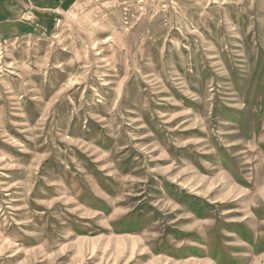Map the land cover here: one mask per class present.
<instances>
[{"label": "rangeland", "instance_id": "rangeland-1", "mask_svg": "<svg viewBox=\"0 0 264 264\" xmlns=\"http://www.w3.org/2000/svg\"><path fill=\"white\" fill-rule=\"evenodd\" d=\"M61 19L0 41V264H250L264 0H77Z\"/></svg>", "mask_w": 264, "mask_h": 264}, {"label": "crops", "instance_id": "crops-1", "mask_svg": "<svg viewBox=\"0 0 264 264\" xmlns=\"http://www.w3.org/2000/svg\"><path fill=\"white\" fill-rule=\"evenodd\" d=\"M76 2L77 0H0V41L34 35L48 36L57 30L55 19L67 16ZM259 142L260 150H262L264 140L259 139ZM262 153L264 154V151ZM258 207L253 211L255 214L264 205ZM259 227L256 224L254 230L250 227L245 229L246 235L247 232L253 234V241L246 238L241 240L245 248H249V255L252 258L250 264H264L263 250L252 253L254 242L264 233V230H260Z\"/></svg>", "mask_w": 264, "mask_h": 264}, {"label": "built area", "instance_id": "built-area-1", "mask_svg": "<svg viewBox=\"0 0 264 264\" xmlns=\"http://www.w3.org/2000/svg\"><path fill=\"white\" fill-rule=\"evenodd\" d=\"M62 23H63V20L61 18H56L55 19V27L57 29L61 27Z\"/></svg>", "mask_w": 264, "mask_h": 264}]
</instances>
